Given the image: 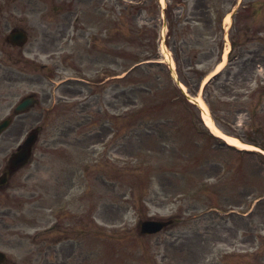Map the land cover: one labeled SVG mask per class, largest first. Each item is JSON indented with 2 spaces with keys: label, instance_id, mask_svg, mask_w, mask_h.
I'll return each mask as SVG.
<instances>
[{
  "label": "rangeland",
  "instance_id": "obj_1",
  "mask_svg": "<svg viewBox=\"0 0 264 264\" xmlns=\"http://www.w3.org/2000/svg\"><path fill=\"white\" fill-rule=\"evenodd\" d=\"M20 7L17 22L29 36L21 48L3 41L13 25L11 6L0 13V119L13 117L0 136V174L26 134L42 128L30 162L0 189V251L7 261L260 264L248 253L258 244V227L264 231V211L248 225L240 214L209 207L244 206V187L264 186L261 166L212 138L192 108L161 97L167 83L158 65L141 67L139 75L146 71L140 77L148 85L159 77L161 98H147L133 116L171 123L149 133L146 119L133 125L111 118L130 102V85L118 78L122 69L135 54L155 53L149 36H156L158 57L167 61L168 54L170 73L187 92L233 47L212 86L215 108L225 103L218 111L223 126L213 122L230 135L263 141L264 0H20ZM142 29L143 43L121 44L122 31ZM122 46L125 56L116 57ZM42 63L52 74L41 71ZM256 87L261 95L253 102ZM30 93L38 103L14 115ZM192 96L202 98L201 86ZM258 124L263 129L253 134ZM168 218L173 222L159 233H140L141 221Z\"/></svg>",
  "mask_w": 264,
  "mask_h": 264
},
{
  "label": "trees",
  "instance_id": "obj_2",
  "mask_svg": "<svg viewBox=\"0 0 264 264\" xmlns=\"http://www.w3.org/2000/svg\"><path fill=\"white\" fill-rule=\"evenodd\" d=\"M137 29V28H135ZM120 35L122 36V40H123V44L125 43H132L134 46L137 44H141L143 43V40L145 39L144 36H146V32H144V30H140L138 32H134V33H124L121 32ZM151 37V36H150ZM135 53V52H134ZM121 57V56H125L124 52H123V46L121 48V50L118 49V53L116 54V57ZM131 60L129 61V63L122 69V70H127L133 63L137 62L139 59L136 57V54L134 56H132L130 58ZM150 65V63L144 64V65H140V66H135L132 69H130L123 77H119V80L126 82L127 85H130L129 88V99L130 102L127 103L125 106L127 107V110L122 111L121 113L116 115V118L119 120L121 118H125L127 119L129 122H131L133 125L136 123L141 122L142 120H145L146 122H157L159 124H163L164 126L168 125L169 123H171V120H165L164 118H155V119H147V118H143L142 120L138 121L139 119H141L142 117L139 116H133L137 113H139L140 111H142L145 101L147 98L153 96L156 98H161V97H170V95H172L170 98L172 100H179L181 103H184L185 105L191 106L192 109H194V105L190 102L187 101L186 97L184 96V94L180 91V89L178 87H176L173 83H172V79L171 76L169 74L168 69L166 68V66L162 63H158V62H151V65H158L159 70L164 71L166 74V83H167V88H166V92H163L160 95L157 93L156 95V91L155 89H157V85H160V80L159 77L154 80V85H148L145 81V79H143V77H140L142 75H144L146 73L145 70H140V75H139V69L143 66H147ZM195 69V68H194ZM159 70H154V72L156 74H159ZM177 72L178 75L179 73H181V69L178 68L177 66ZM197 74V73H196ZM160 75V74H159ZM180 78V77H179ZM201 77L198 78V82L200 80ZM219 80V76L215 77L213 80H211L210 82H208L205 86H204V98L207 102V104L209 105V108L213 114V116L215 118L218 119V111L219 109L224 108V102H222V105L220 108H215L214 105V101H216L213 97V88L212 86L216 84V82ZM143 92V93H142ZM253 98V96L251 97ZM259 98V97H258ZM174 100V101H175ZM258 101V100H257ZM139 104V108L137 107ZM145 116H148V112H144ZM197 115V114H196ZM133 116V118H132ZM130 118H132V120H130ZM254 132H258L260 129H263L260 126H256L254 127ZM155 130V126L153 124V129L151 130V132L153 133ZM245 141L253 143L255 145L260 146L261 148L264 149V140H260L259 138H257L255 135H252L251 137H246ZM231 148V147H230ZM238 153H240V155L243 158H252L256 161V163L258 165L261 166V178L264 180V155H262L261 153H258L256 151H250V150H246V151H240V150H236ZM218 176V172L216 174V177ZM215 177V178H216ZM245 190H247L245 192V200H244V207L242 212H245L249 206L251 205L252 201L257 198L262 196L254 205L253 209L247 214V215H242L243 218L246 219V223L249 225L252 224V222L254 221V218L258 215H262L263 211H264V186L263 187H258L255 184H248L244 187ZM231 206V205H229ZM260 230V233L258 234L259 236V241H258V245L256 246V251L253 254V258L256 259L259 258L261 259V263L260 264H264V231L263 228L258 227Z\"/></svg>",
  "mask_w": 264,
  "mask_h": 264
},
{
  "label": "water",
  "instance_id": "obj_3",
  "mask_svg": "<svg viewBox=\"0 0 264 264\" xmlns=\"http://www.w3.org/2000/svg\"><path fill=\"white\" fill-rule=\"evenodd\" d=\"M25 39H26L25 34L19 31L11 32L8 37V40L11 43L20 44V45H22L25 42ZM31 103H32V99L26 98L18 105L17 110L23 109L26 106L30 105ZM8 123H9L8 119H5L0 122V132L7 126ZM34 139H35L34 134L30 135L26 139L21 149L11 158V166L20 165L27 159V157L29 156L31 144L34 141ZM4 180H5L4 177H1L0 183L4 182ZM165 224L166 222L163 221L146 220L142 223L141 230L146 233L155 232L161 229ZM3 256L4 255L0 253V260L3 259Z\"/></svg>",
  "mask_w": 264,
  "mask_h": 264
},
{
  "label": "bare ground",
  "instance_id": "obj_4",
  "mask_svg": "<svg viewBox=\"0 0 264 264\" xmlns=\"http://www.w3.org/2000/svg\"><path fill=\"white\" fill-rule=\"evenodd\" d=\"M227 19V17H226ZM166 56L168 57V54L166 53ZM225 57V55H224ZM223 62L219 63L215 69H218V67H220L222 65ZM198 99V102L202 108V117L204 119V122L206 123V125L210 128V130L215 133L216 135H219L220 137H223L227 142L229 143H232V144H236V145H239V146H244V144L242 143V141H240L238 138L236 137H233V136H230V135H226L224 134L222 131H220L218 129V127L213 123L211 117H210V114H209V111H208V108L207 106L205 105L203 99L201 97H197ZM245 147H249V146H246Z\"/></svg>",
  "mask_w": 264,
  "mask_h": 264
},
{
  "label": "flooded vegetation",
  "instance_id": "obj_5",
  "mask_svg": "<svg viewBox=\"0 0 264 264\" xmlns=\"http://www.w3.org/2000/svg\"><path fill=\"white\" fill-rule=\"evenodd\" d=\"M0 13H3V14L5 13V0H0ZM3 23H4V17H3ZM7 60L9 61V59Z\"/></svg>",
  "mask_w": 264,
  "mask_h": 264
}]
</instances>
